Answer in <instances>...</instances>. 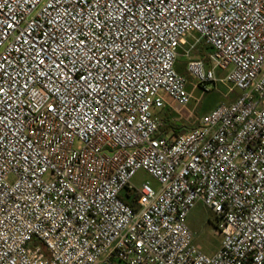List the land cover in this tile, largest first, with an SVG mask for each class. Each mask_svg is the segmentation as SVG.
I'll return each instance as SVG.
<instances>
[{"label":"built area","instance_id":"built-area-1","mask_svg":"<svg viewBox=\"0 0 264 264\" xmlns=\"http://www.w3.org/2000/svg\"><path fill=\"white\" fill-rule=\"evenodd\" d=\"M180 59L239 96L157 137ZM0 264H264V0H0Z\"/></svg>","mask_w":264,"mask_h":264},{"label":"rangeland","instance_id":"rangeland-1","mask_svg":"<svg viewBox=\"0 0 264 264\" xmlns=\"http://www.w3.org/2000/svg\"><path fill=\"white\" fill-rule=\"evenodd\" d=\"M206 51L204 47L199 46L190 60L201 59L207 64V60L205 59ZM178 63H180L178 72H182V75L188 79L186 89L192 96L191 103L184 111V118L175 121L177 124L185 126L186 131L194 128L202 116L218 105L230 104L239 96L237 91L229 94L227 87L222 84L210 85L208 92L196 88L195 81L189 76L186 70L187 60L180 59ZM217 76L219 78H225V73L217 72ZM144 182H149L154 188H157L155 180L144 172L136 174L132 180V185L140 188ZM187 224L194 234L196 247L204 254L212 256L221 243V238L216 233L217 222L213 214L203 205L197 204L189 214Z\"/></svg>","mask_w":264,"mask_h":264},{"label":"trees","instance_id":"trees-1","mask_svg":"<svg viewBox=\"0 0 264 264\" xmlns=\"http://www.w3.org/2000/svg\"><path fill=\"white\" fill-rule=\"evenodd\" d=\"M161 122H162L161 128H160L159 133L157 134V137H165V136L176 137L179 134H182L183 132L186 133L193 129L191 128L188 131H186L185 126L174 122L171 119L170 110H166L161 113ZM134 202H135V199H134Z\"/></svg>","mask_w":264,"mask_h":264},{"label":"crops","instance_id":"crops-1","mask_svg":"<svg viewBox=\"0 0 264 264\" xmlns=\"http://www.w3.org/2000/svg\"><path fill=\"white\" fill-rule=\"evenodd\" d=\"M206 50H207L206 52L208 53L209 50H208V49H206ZM207 53H206V54H207ZM179 66H180V63L177 64V71H178V67H179ZM179 73H180V72H179ZM180 74H182V72H181ZM218 248H219V247H218ZM217 250H218V249H217ZM217 250L214 252V254L217 252ZM214 254H213V255H214Z\"/></svg>","mask_w":264,"mask_h":264}]
</instances>
